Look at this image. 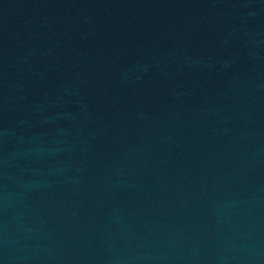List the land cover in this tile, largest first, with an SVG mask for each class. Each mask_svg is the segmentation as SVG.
<instances>
[{
	"label": "water",
	"instance_id": "water-1",
	"mask_svg": "<svg viewBox=\"0 0 264 264\" xmlns=\"http://www.w3.org/2000/svg\"><path fill=\"white\" fill-rule=\"evenodd\" d=\"M0 264H264V72L0 113Z\"/></svg>",
	"mask_w": 264,
	"mask_h": 264
}]
</instances>
